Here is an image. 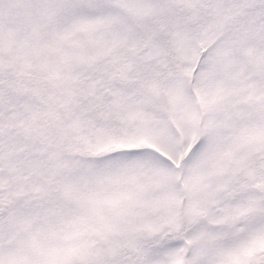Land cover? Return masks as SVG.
Segmentation results:
<instances>
[{
  "label": "snow or ice",
  "instance_id": "snow-or-ice-1",
  "mask_svg": "<svg viewBox=\"0 0 264 264\" xmlns=\"http://www.w3.org/2000/svg\"><path fill=\"white\" fill-rule=\"evenodd\" d=\"M0 264H264V0H0Z\"/></svg>",
  "mask_w": 264,
  "mask_h": 264
}]
</instances>
